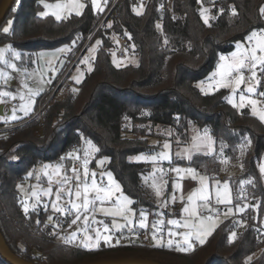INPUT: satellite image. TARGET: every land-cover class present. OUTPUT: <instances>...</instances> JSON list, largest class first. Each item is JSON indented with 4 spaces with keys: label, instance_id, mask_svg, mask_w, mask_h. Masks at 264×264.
<instances>
[{
    "label": "trees",
    "instance_id": "16d2710c",
    "mask_svg": "<svg viewBox=\"0 0 264 264\" xmlns=\"http://www.w3.org/2000/svg\"><path fill=\"white\" fill-rule=\"evenodd\" d=\"M44 1L55 0H15L0 26V43L21 52L20 66H31L38 51L74 42L77 45L68 54L58 80L90 36L100 45L91 71L63 95L62 86L58 88L41 122L30 121L0 131V232L10 250L38 264H88L119 258L160 264H264V241L258 243L250 226L238 233L230 220L189 252L157 248L138 238L125 246L101 242L93 250L81 247L80 242L56 245L45 239L54 225L46 222L48 208L38 205L25 214L17 187L36 166L58 159L73 145L81 150L85 142H90L98 149L95 158L108 159L105 170L133 201L132 208L136 212L156 211L145 184L149 165L128 158L157 153L161 140L169 135L176 148L189 141L190 129H207L215 153L197 154L191 162L172 155V163L193 167L210 181L227 179L236 197L241 192L240 183L251 180L243 194L261 202L255 220L263 221L264 187L258 163L264 156V123L249 109L230 106L228 91L204 94L196 84L214 70L220 54L233 51L252 31L264 30V17L259 11L264 0H202L203 7L210 11L208 24L201 18L197 0H172L165 12L159 10L164 0H117L113 8L116 0H107L106 5L102 0V12L94 11L85 0L79 16L70 14L60 21L39 15ZM139 5L143 11L137 15L134 8ZM110 6L109 15L98 28ZM230 6L237 15L231 14ZM8 21L11 26L5 33L3 25ZM118 37H124L128 52L137 56L135 66L112 64L111 51L118 54ZM258 90L264 91V87ZM150 137L157 138L158 143L149 144ZM222 159L228 163H221ZM234 172L240 173L237 178L232 176ZM250 213L254 215L249 208L243 216ZM53 220L68 223L70 218L55 214ZM232 232L238 234L230 243ZM0 264L8 263L0 257Z\"/></svg>",
    "mask_w": 264,
    "mask_h": 264
},
{
    "label": "snow or ice",
    "instance_id": "6c2138e0",
    "mask_svg": "<svg viewBox=\"0 0 264 264\" xmlns=\"http://www.w3.org/2000/svg\"><path fill=\"white\" fill-rule=\"evenodd\" d=\"M198 4H201L200 15L204 20L205 24L209 23V16L207 15L209 9L203 7L202 0H197ZM214 3V0H213ZM103 4H107V0H103ZM45 9L53 8L52 15L55 16L57 21H60L63 17L61 11L67 9L69 13L75 12L77 16L81 14V11L85 8V3L81 0H69L67 5L56 4V5H43ZM91 7L94 11L102 12L104 7L102 6L101 0H91ZM137 15L142 12V6L140 9L134 8ZM224 9L221 8L220 12L223 13ZM230 11L233 16L237 15L234 6H230ZM260 15L264 17V6L260 8ZM49 13L47 11L40 13L41 16H47ZM11 24V21L9 22ZM159 28L160 25H157ZM5 33H8L9 28L5 27L3 29ZM247 47L238 43L237 51L232 53L231 57H221L222 63L219 65L217 71L213 74L210 79L213 81L215 87L219 88H230L232 91V96L227 98V102L232 105L233 108L243 109L246 106H250L251 114L257 117L262 123H264V91H257L258 88L264 87V30L260 32L252 31L247 37ZM167 41H165L166 43ZM96 44L99 45L100 41L97 40ZM95 49H92L94 51ZM58 51H66V49H60ZM12 52V57L14 59H19V53L13 52L11 48L0 49V64L6 65L12 71H16V65L9 60L5 59V53ZM44 56V53L40 54ZM87 63V61H83ZM91 70V69H90ZM0 77H3L7 81L8 77L5 73L0 72ZM218 77V79H216ZM77 82H79L77 80ZM213 84H209L211 88ZM243 86V87H242ZM204 90L203 88L201 89ZM37 92H33L28 89L27 98L24 95L20 96L21 101H23L18 108H13L12 115L8 118L10 120H17L20 117L17 116V112H22L25 116L29 114L32 110V99L31 97L37 95ZM236 95H239V103L234 99ZM11 93L7 91H0V104L5 103L4 97H10ZM15 99V97H12ZM250 143V142H249ZM214 140L209 134L208 130L205 129L203 133L199 130L195 132L192 137L191 143L188 147H185L180 152L177 153L178 156L192 161L193 157L197 154L203 153L204 155H212L214 152L213 148ZM91 152H96L98 149L89 145ZM164 151H161L155 155L151 156H140L136 159L138 161L151 162L154 166L163 161H168L171 164V145L169 143L163 144ZM71 159H78L74 155H70ZM105 161L100 160L98 166L103 165ZM221 163L227 164L226 159H222ZM89 161L84 159L82 164V173L79 169L73 168V175L71 177L62 174V166L57 165H43L42 172L48 179L49 187L45 189L42 193H37L33 190L28 194L31 198H35L39 201V196L42 194L44 196H55V199L51 201V209L54 213H59L61 216L72 217L70 224L77 225L78 222H82L84 227L82 229L78 228L77 231L81 233L82 240L80 241V246L93 250L99 247L101 241L105 245H111L113 241L112 231H121L127 228L129 232H133L135 227L140 229H147L149 227L148 217L144 212L139 215V220L134 221L130 217L135 216V213L131 209L133 201L125 196L122 192L121 186L115 181L112 173H107V183L101 179L97 181V174L95 172H90L88 168ZM51 169L49 172L48 170ZM260 173L264 176V164L260 166ZM168 171L176 173L177 180L173 182V190H182V185L179 181L185 179V177H191L193 180H197L200 187L191 192L187 196V204L183 208V213L186 217L183 221L169 219L167 224L171 225L173 228H183L184 232H175L169 230L167 235L170 237L166 244L158 236V231L161 230V226L165 223L163 220H156L152 223V239L154 241L153 246L167 247L172 249L174 247L177 252H189L193 250L194 242H198L203 245L207 236L211 235L217 226V218L212 215L202 216L200 214V209L203 208L210 213L213 211L211 207L212 192L209 189V178L207 176L201 175L193 167H170ZM156 172L160 173V176L155 175ZM34 173H28L31 177ZM104 176L105 174H101ZM166 172L163 168L154 167L152 174V183L150 187L152 188L155 195L159 198L163 194V189L167 185L168 181L164 179ZM39 179V176H37ZM147 182V180H146ZM251 180L241 182V194H243V188L245 184H251ZM55 185V189H53ZM18 191L22 194L25 190L22 185H18ZM35 187V186H34ZM119 193V195H117ZM67 195L68 200L65 203H61L63 196ZM173 201L176 200V196H172ZM183 201V196L180 197ZM200 201L202 203H197ZM215 203L217 205H224L225 211L224 216L227 217L233 214V196L232 191L227 183L222 186L217 182L215 188ZM23 211L25 214L29 212L30 207L35 208V203L29 204L28 200L21 201ZM47 207V205L45 206ZM244 208L240 206H235V212H243ZM92 214L91 220L90 215ZM101 213L104 216H110L113 218H119L123 223H118L113 221L111 228L107 225H103V222H99L101 227L89 228V222L91 224H97L95 219V214ZM49 222L52 221L53 217H48ZM77 231L72 232L69 236L63 238L64 242L67 244L74 243L77 238ZM94 233V236L91 234ZM179 236V240H174L172 238ZM236 233L232 232L229 236V242L231 243L235 238ZM119 243V240L116 241Z\"/></svg>",
    "mask_w": 264,
    "mask_h": 264
},
{
    "label": "rangeland",
    "instance_id": "374dc122",
    "mask_svg": "<svg viewBox=\"0 0 264 264\" xmlns=\"http://www.w3.org/2000/svg\"><path fill=\"white\" fill-rule=\"evenodd\" d=\"M84 1L85 0H81V2H83V3H84ZM89 2L91 4V0H89ZM101 2H102V0H101ZM45 3L49 4V5H56V4L67 5L69 3V0H55L52 2H46V1L42 2V10L40 13L47 11L49 13L47 16H51L54 19H56L55 16L51 14L52 11H54L55 9H53V8L45 9L43 6ZM141 6L142 5H139L138 7H136V9H140ZM110 11H111V6L109 7L108 12H106V14L101 18L100 23L98 24V28L104 24L105 19L109 15ZM142 11H143V6H142ZM209 12L210 11H208L207 15L210 18ZM40 13H39V15H40ZM70 14H75V12L72 11L71 13H69V11L67 9L61 11V15L63 17L62 19L66 18ZM42 17H46V16H42ZM9 22L10 21H8L6 24L3 25V29L5 27L10 28L11 24ZM106 25H107V27H109L110 21ZM256 32H259V31H256ZM92 39H93V36H90L86 40V42L82 45V47L78 50V52L77 53L75 52L74 59L68 65V68L66 69V71L64 72L62 77H60L58 80H57V78H58L59 74L65 68V64L67 62L66 58H67L68 54L73 50V47H75L77 45V44L75 45L74 42H71L69 44L60 45L54 49H47V50L38 51L37 53L34 54V56L32 58V65L28 66V67L20 66L21 52L19 50L12 49L13 52L19 53V56H20L19 59H14L12 57V52H6L5 53V59L11 61L12 63H14L16 65V71H12L10 68H7L6 65L0 64V72L5 73L8 77L7 81H5L3 77H0V91H7V92L11 93L10 97L2 98V99H4L5 103L0 104V108L2 107V111H0V124L5 125V127H0V131L12 130V129H15L17 127H21L30 121H36L37 123H39L36 119L32 118V116L36 113L35 112L36 111L35 110L36 104H38L37 106L39 107L46 100L50 99V101H51L53 99L55 93L57 92L58 88H60L61 86H62V88L60 90L61 91L60 93L63 95L64 92H67L68 90H72L75 85H78L79 83H81L85 74L89 73L91 71L90 69H92V60L95 57V52L100 45V44L99 45L96 44V41L98 39H95L93 41H92ZM238 43L247 47L246 38L244 41L238 42ZM238 43L235 45V48L233 51H231L227 54H220L219 58H218V62L216 64V67L214 68V70L210 74H208V76L205 78L204 81L198 82L196 84L197 88L201 92H203L204 94H210L216 90L224 89V90L228 91L227 98L229 96L233 95L230 88H219V89H217L215 87L213 81L210 78L213 77V74L217 71L219 65L222 63L220 58L221 57H229L230 58L232 53L237 51ZM5 48H10V47L7 44L0 43V49H5ZM60 49H66V51H63V52L58 51ZM92 49H95V50L92 51ZM41 53H44L45 55L41 56L40 55ZM83 61H87V63H84ZM111 61L115 67H124V66H128V65L135 66L137 64V56L135 54H132L131 52H127L126 56L120 57L118 54H116L115 51H111ZM75 63H77V64L75 65V67H73V65ZM216 79H218V77H216ZM77 80L79 82H77ZM209 84H213V86L211 88H209ZM202 88L204 89L203 91L201 90ZM28 89H31L33 92L38 93L37 95H34L31 97V99L33 101L32 110L29 112V114L27 116H25L22 112L18 111L16 114L20 118L15 120V121L8 119L12 115L13 108L14 107L18 108L19 105L23 102V101H21L20 96L24 95L27 98ZM257 91L259 92L258 89H257ZM42 95H45L44 98L40 99L37 102L39 97ZM12 97H15V99H12ZM234 99L237 103H239V95H236L234 97ZM229 105L232 106L231 104H229ZM262 106H264V105H262ZM38 107H37V109H38ZM245 108L249 109V111L251 113L250 106H246ZM245 108H243V109H245ZM235 109H237V108H235ZM237 110H242V109H237ZM255 118H257V117H255ZM21 120H23V121H21ZM18 121H21V122L15 123ZM195 132H196L195 130L190 129L189 130V135H190L189 141L185 144L178 145L176 148H174V146H172L170 135L161 140V143H160L161 148L157 153L164 151V149H163L164 143H169L171 145V152H170L171 164H169L168 161H163V162L158 163L157 165L154 166L151 162L138 161L136 159L137 157H140V156H151V155L136 154V155H132L128 158V160L131 162L145 163V164L149 165V173H148V177L146 178L147 182L145 180V184H146L147 189L149 191L150 197L153 199L154 203L157 206V210L156 211H138V212H136L132 208V206H130L131 209L133 210V212L135 213V216H132L130 218L133 219L134 221L138 222L139 215L141 212H144L148 217L149 227L147 229H140L138 227L134 228L137 231L138 230L139 231H141V230L146 231L147 237H148V238H146V241H147L146 243L148 245L154 244V241L152 239V231L153 230L151 228V225L153 222H155L158 219L165 221V223L161 226V229L164 228L167 232L169 230H172V231H175L178 233L185 231V229H183V228H173L171 225H168L167 220L174 219V220L183 221L185 218H187L186 214L183 213V211H182L184 206H186V204H187V196L191 192L197 190L200 187V184L198 182V179L193 180V179H191V177L186 176L184 180L179 181L182 185V190L174 191L172 185H173V182L176 181L178 178L176 176V173L168 171V169L170 167H181V168L186 167V166H181L178 164H173L172 163V155H174L178 158H182V157L178 156L177 153L180 152L185 147H188L190 145L192 137L195 134ZM201 133H203V132H201ZM158 141L159 140L157 138H153V137L148 138V143L152 144V145H156L158 143ZM90 144H91L90 142H85L78 154H74L73 152L60 154L58 159L42 163L41 165H38L34 169L28 171L27 176H26L27 179L25 180V182L23 184H21L25 190V193L22 194L20 191H18V194L22 196L23 200L27 199L30 205L35 203V205H36L35 208L38 205H41L44 208H48V210L50 211L49 216L53 217L55 214H59V213H54L51 209V201L55 199L54 195L44 196L41 194L39 196V201L37 202L35 198H31L28 194H30L33 190H35L37 193H42L45 189H47L49 187L48 179L42 172L43 165H46V164L47 165H57V164H59L62 166V169H61L62 174L71 177L73 175L72 169L74 168V159L69 158L70 155H74L76 157L81 156L83 161H84V159H88L89 171L95 172L97 174L96 178H97L98 182L101 179H103L104 182L107 183L106 174L109 173V171L105 170V166L108 162V159L107 158H95L96 152L93 153L90 151V148H89ZM213 148H214V144H213ZM157 153H155V154H157ZM213 153H215V148H214ZM90 154L92 155V157H89ZM155 154H152V155H155ZM201 154H203V153H201ZM92 160H94V161L92 162ZM100 160H104L105 162L103 163V165L98 166V162ZM185 160H187V159H185ZM66 163H68V165ZM92 163H93V165H92ZM262 164H264V156L261 157V159L258 163V172H259L260 180H261L262 185L264 187V176L261 175L260 170H259L260 166ZM154 167L163 168L166 172L164 179L168 181L167 185L163 189L162 196L159 198L155 195L152 188L150 187V185L152 183L151 177H152V174L154 171ZM48 171L50 172L51 169H49ZM82 171H83V169L81 167L80 172L82 173ZM30 172L34 173L31 177L28 176V173H30ZM102 173L105 175L102 176L101 175ZM239 174L240 173H238V172H234L232 174V176L237 178L239 176ZM155 175L157 177H159L160 173L156 172ZM201 175H204V174H201ZM37 176H39V179H37ZM112 176H113V174H112ZM228 176L229 175H226V177H228ZM113 178L115 179L114 176H113ZM115 181L117 182L116 179H115ZM217 182H219V184L221 186L224 183H227L231 189V186H230L229 181L227 179H223V180L218 179V180H212V181L209 180L208 181L209 189L212 192L211 207H212L213 211L211 213H219L220 214L218 217H215V218H217V226L215 227V230L225 220H230V219H232V217H234L236 215L240 216V217L243 216L249 208L254 211V217L255 218L257 217V212H258L259 208L261 207V202L259 200H255L253 202V199L247 197L245 194H241V192L237 197L232 192L233 205H230V207H233V214L225 217L224 216V211L226 210L225 206L224 205H217L215 203V188H216ZM245 186H246V184L244 185L243 191L245 189ZM240 187H241V183H240ZM53 189H55V185H53ZM231 191H232V189H231ZM117 195H119V193ZM172 196H176L175 201H173L171 199ZM181 196H183V198H184L183 201H181V199H180ZM68 199H69L68 196L64 195L61 203L62 204L65 203ZM236 200H238V201H236ZM197 203L199 204L202 202L197 201ZM46 205H47V207H45ZM235 206L243 207L244 211L240 212V213H236L235 212ZM263 207H264V201H263ZM29 210H33V208L30 207ZM211 213L209 211L203 209V208L200 209V214L202 216L206 217L208 215H211ZM89 215H90V220H91L92 214L90 213ZM48 217L46 218V222L48 224H54L55 221L52 219V221L49 222ZM95 219L98 223L93 225V224H91V222H89V228H96L98 225H100L99 222H103V225H107L109 228H111V225H112L114 219L118 223H123V221L120 220L118 217L113 218L110 216H104L101 213H96ZM263 220H264V218H263ZM83 227H84V225L82 222H78L77 225H71L69 223L65 229V232L69 236L72 232L77 231L78 228L82 229ZM122 231H128V229L124 228L121 231L113 230L112 235L120 233ZM213 232H212V234H213ZM77 234H81V233L77 231ZM91 234L94 236V233H91ZM211 235L207 236L205 241ZM176 239L178 241L180 239L179 236H177ZM101 242H103V241H101ZM164 243H166V242H164ZM194 244L201 245L198 242H194Z\"/></svg>",
    "mask_w": 264,
    "mask_h": 264
},
{
    "label": "built area",
    "instance_id": "2783aa9c",
    "mask_svg": "<svg viewBox=\"0 0 264 264\" xmlns=\"http://www.w3.org/2000/svg\"><path fill=\"white\" fill-rule=\"evenodd\" d=\"M116 2H117V0L114 2L112 8L116 4ZM171 5H172V0H164L160 4L159 10L161 12H165L166 10H168L171 7ZM118 45H119L118 50H117L118 55L120 57L126 56V53L128 52L129 45L127 44L124 37H118ZM49 101H50V99L43 102V104L40 105L38 107V109L35 111L36 113L32 116V118L36 119L38 122H41L44 118L46 107H47ZM79 151H80L79 146L73 145L71 148L66 149L64 151V153L73 152L74 154H78ZM77 157H78V159H74V168L81 170L83 159L81 158V156H77ZM89 157H92V155L90 154ZM20 199H21V201L23 200L21 195H20ZM20 205H22V204L20 203ZM211 215L213 217H218L220 214L219 213H211ZM69 218L71 221L72 217H69ZM70 221L68 223H63L60 220L55 221L52 229L46 232V235H45L46 241L53 243V244H56V245H66L67 243L64 242L63 238L68 236L65 232V229H66L67 225L70 223ZM230 222L233 225L237 226L238 233L241 232L242 230L247 229V227H249V226L252 227L254 233L256 234L258 243H262L264 241V220L263 221L255 220V217L252 213L247 214V216H241V217L236 215V216L232 217V219H230ZM97 227L102 228V225L100 224ZM167 233L168 232L164 228H162L161 230L158 231V236L162 239L163 242H167V240L170 238L167 235ZM237 234H236V237H237ZM146 237H147V233H146V231H143V230L137 231L134 229L133 232L122 231L120 233L113 235V241L111 243V246L130 245L133 240H135L137 238L140 240L141 239L145 240ZM82 238L83 237L81 234H77L76 241L74 243H71V244H78V242ZM172 239H174V238H172ZM117 240H119V243H116ZM170 250H175V249L173 247Z\"/></svg>",
    "mask_w": 264,
    "mask_h": 264
},
{
    "label": "water",
    "instance_id": "95a60500",
    "mask_svg": "<svg viewBox=\"0 0 264 264\" xmlns=\"http://www.w3.org/2000/svg\"><path fill=\"white\" fill-rule=\"evenodd\" d=\"M15 0H1L0 2V26L4 22L7 14L14 5ZM2 111V107L0 108ZM0 257L6 261L8 264H38L26 261L17 255H15L10 248L8 247L4 237L0 232ZM88 264H160L151 260L146 259H135V258H119V259H110L102 260L97 262H92Z\"/></svg>",
    "mask_w": 264,
    "mask_h": 264
},
{
    "label": "crops",
    "instance_id": "0c3cea01",
    "mask_svg": "<svg viewBox=\"0 0 264 264\" xmlns=\"http://www.w3.org/2000/svg\"><path fill=\"white\" fill-rule=\"evenodd\" d=\"M146 238H148V237H146ZM141 240H142V239H141ZM174 240H177V239H176V237H174ZM143 241H146V239H145V240H143ZM146 242H147V241H146ZM165 244H166V243H165Z\"/></svg>",
    "mask_w": 264,
    "mask_h": 264
}]
</instances>
